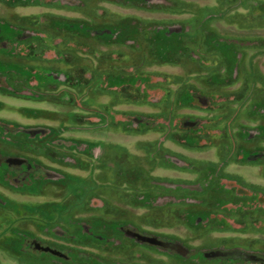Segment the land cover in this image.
Instances as JSON below:
<instances>
[{
  "label": "rangeland",
  "instance_id": "obj_1",
  "mask_svg": "<svg viewBox=\"0 0 264 264\" xmlns=\"http://www.w3.org/2000/svg\"><path fill=\"white\" fill-rule=\"evenodd\" d=\"M40 4L0 0V24L9 35L17 26L13 37L71 31L51 39L67 60L53 49L35 57L31 38L9 43L16 54L0 51V61L18 68H53L45 85L0 74V153L48 171L32 182L3 169L0 264H93L107 255L108 238L146 242L160 264L264 263V159L238 165L228 156L217 170L221 149L264 150V0ZM80 23L82 36L73 26ZM191 130L198 138L188 141ZM188 142L197 150L181 144ZM200 173L215 180V215L204 209L201 188L209 185ZM227 174L245 180L237 202L220 195L232 191ZM29 238L35 250L59 247L73 260L34 254Z\"/></svg>",
  "mask_w": 264,
  "mask_h": 264
},
{
  "label": "flooded vegetation",
  "instance_id": "obj_2",
  "mask_svg": "<svg viewBox=\"0 0 264 264\" xmlns=\"http://www.w3.org/2000/svg\"><path fill=\"white\" fill-rule=\"evenodd\" d=\"M30 5H38L40 6V2L41 0H26ZM128 1V0H126ZM37 2V3H36ZM130 2V1H129ZM51 4L50 2H47V5ZM60 18V23L62 25H64L65 27L68 26H72V24H68V21L65 19H62V16L58 17ZM74 27H76V29L78 28L81 29L82 28V24H75L73 25ZM9 33L7 32V30H5V28L0 24V51L2 52H14L16 54V51L13 50V46L9 47V43L12 42V45H15L18 43V41H24L26 38H31L28 41L29 43V50H31L33 52V55L36 56H43L44 53L42 52V50L44 52H46L47 50H56L55 52H57L59 54V56L61 57V59L63 58L64 60H67L66 57V52H64V49L59 48V46H53V40L56 38H59L60 40H63L64 38H66V34L71 33V31H64V30H60V28H58L59 30H43V31H30L29 34H26L25 32H21L20 36H16L13 37V35H11V33L15 32L17 30V26H12V28H9ZM102 34H112L113 30L109 29V32H103L106 31V29L104 30H100ZM75 34H79L80 36H82V32L81 30L79 31H75ZM53 39V40H51ZM56 44V43H54ZM32 46V47H31ZM57 54V55H58ZM53 68H44L43 71L39 72V69H31V68H24V67H20L18 68L16 65L13 64H8V63H4L2 61H0V74L5 76V80L10 79V77H14L15 75H20L21 77H26L27 78H32L35 79L37 84L42 83V84H47L48 82H50L53 78L51 77V73L49 72L50 70H52ZM41 70V69H40ZM47 71V72H45ZM1 80V79H0ZM3 86L0 85V88H2ZM2 89H0L1 91ZM5 90V89H3ZM5 127V126H4ZM3 127V128H4ZM189 130L190 129H194V127L190 128L187 127ZM5 130V128L3 129ZM21 134V133H20ZM194 137H197V135L192 134V130L190 131V133H188V138L186 137V139L188 141H193ZM173 142L175 143H179L178 139L172 137ZM184 147L193 150H197L195 149V147L190 146L189 142L188 144H183L181 143ZM43 148L42 145L40 146L39 149ZM223 148V147H221ZM204 149V148H203ZM203 149H199V150H203ZM43 150V149H42ZM233 151V150H232ZM236 151V150H235ZM218 155H219V159L221 161V164L219 166V168L217 169L218 172H221V167L223 168V166L227 165V157L228 156H237L235 160H233L234 164H238V165H252L254 164L253 162H256L260 159H264V150H260L259 148L255 149V152H245L242 153L240 150L238 152H232V154H226L222 149L218 151ZM11 156V155H10ZM10 157L8 155H4L0 153V178H6L5 175L7 173V171L4 172L3 169H8V171L13 174L16 173L18 175H20L22 178L25 176V180L26 178L30 179L32 182L37 180L38 178H46L47 176V170L44 168L42 169L39 163L33 162L31 160L28 159V162L25 165H16V163H14L12 160L9 159ZM13 162V163H12ZM262 165H264V162L261 163ZM4 172V173H3ZM8 174V173H7ZM218 175H215V177H217ZM199 178L205 179L207 180V184L209 186H207L206 188H201V191H204V195L205 198L204 199V205L205 208L207 210V213L209 215H215L214 211H216L215 206H212L213 204L210 201V195H211V183H215V180L208 179V177L206 178V176L204 175V173H200V176H198ZM214 177V175H213ZM17 178V177H16ZM198 178V180H200ZM18 179V178H17ZM213 179V178H212ZM223 183L226 181H228L230 183V185H233L232 187L230 186V189L232 191H229L227 189H223L221 191L220 186L218 187L220 190V195L225 198L229 203L231 202H237L238 201V197H239V193H242L241 191L238 192L239 189H237V185H241L242 183H245L242 178V176L237 175V174H227L223 176ZM210 188V189H209ZM222 188V187H221ZM193 189H195V187H193ZM203 189V190H202ZM199 190V188H198ZM218 191V190H217ZM235 204V203H234ZM237 204V203H236ZM214 207V208H213ZM238 207V206H237ZM234 209L237 213L236 214H241L240 213V209L237 208ZM259 209L257 207H255L253 209L254 212H258ZM252 211V212H253ZM263 211V210H262ZM263 212H260L259 214H262ZM212 217V216H211ZM206 221V225L208 226V231H210L211 229L209 228V226H213L212 223V219L208 218L205 220ZM120 230H122L121 226L118 227ZM225 226L222 227V229H224ZM253 229V228H252ZM124 232V231H123ZM233 240H235V238H232ZM139 242L140 244L135 245L137 247L138 250H132L128 247V242H132L134 244V241ZM239 240V239H238ZM33 238H29L27 240V248L29 249V251L33 252L34 254H44L46 252H42L40 253L39 250H35V246L33 244ZM103 242V241H102ZM108 244L104 245L107 247H104L103 250L106 252V258L103 256H99L97 257L99 260L95 261L93 264H160L159 260H157L156 258H154L153 255L151 254H147L146 253V246H151L148 245L146 242H142L139 241L138 239L134 240H130L128 238L125 239H119V238H108L106 241ZM44 245V244H42ZM51 246V245H50ZM53 249L57 250L59 252V254H53L51 252V255L56 256L58 258H64V259H69V260H73L72 256L70 255V253L62 248L59 247H55V246H51ZM153 247V246H151ZM150 247V248H151ZM154 248V247H153ZM156 248V247H155ZM135 251V252H134ZM139 251V252H136ZM153 251V250H151ZM134 252L136 254L131 256ZM121 256L122 260H119L117 257ZM249 256V255H248ZM245 258V259H244ZM243 259H239L241 264H258L255 260L253 259H248L247 257H244ZM174 262V261H172ZM175 263V262H174ZM173 264V263H172ZM259 264H264L262 262H259Z\"/></svg>",
  "mask_w": 264,
  "mask_h": 264
},
{
  "label": "water",
  "instance_id": "obj_3",
  "mask_svg": "<svg viewBox=\"0 0 264 264\" xmlns=\"http://www.w3.org/2000/svg\"><path fill=\"white\" fill-rule=\"evenodd\" d=\"M137 237L143 241H148V242H151V243H154V244H162L163 246L165 247H169V246H172L171 244L169 243H165L157 238H154V237H148V236H144L142 234H136ZM37 249H39L41 252L42 251H45V252H51L53 254H59V252L49 246H42L40 243L39 245H37Z\"/></svg>",
  "mask_w": 264,
  "mask_h": 264
},
{
  "label": "trees",
  "instance_id": "obj_4",
  "mask_svg": "<svg viewBox=\"0 0 264 264\" xmlns=\"http://www.w3.org/2000/svg\"><path fill=\"white\" fill-rule=\"evenodd\" d=\"M133 1V0H132Z\"/></svg>",
  "mask_w": 264,
  "mask_h": 264
}]
</instances>
